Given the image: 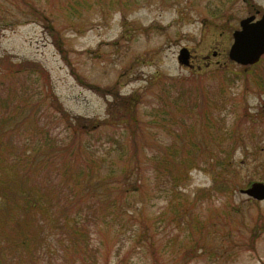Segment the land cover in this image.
<instances>
[{
  "label": "rangeland",
  "instance_id": "obj_1",
  "mask_svg": "<svg viewBox=\"0 0 264 264\" xmlns=\"http://www.w3.org/2000/svg\"><path fill=\"white\" fill-rule=\"evenodd\" d=\"M257 11L264 0H0V112L28 115L4 129L0 180L23 171L12 160L32 138L18 153L59 149L34 175L66 206L45 208L44 234L38 214L0 224V240L24 229L32 252L47 237L75 264H264V201L241 192L264 182V56L229 58ZM88 191L94 209L63 202Z\"/></svg>",
  "mask_w": 264,
  "mask_h": 264
},
{
  "label": "trees",
  "instance_id": "obj_2",
  "mask_svg": "<svg viewBox=\"0 0 264 264\" xmlns=\"http://www.w3.org/2000/svg\"><path fill=\"white\" fill-rule=\"evenodd\" d=\"M75 4L82 2L83 0H74ZM90 1H94V0H90ZM12 70L10 72V75L12 74H17V72H14ZM189 95V94H188ZM125 100H127V105H131L130 103L132 102L131 97L126 98ZM8 101V99L5 100L4 104H6ZM12 103V101H9ZM13 104V103H12ZM16 104V103H15ZM124 104V103H123ZM14 105V104H13ZM17 105V104H16ZM112 105V104H111ZM19 106V105H17ZM125 106V104H124ZM115 107V106H114ZM16 111V110H14ZM111 111L114 113L116 111V109L111 107ZM16 113V112H15ZM8 112H6V114H2L0 112V141H1V137L3 136L4 133V129L8 126H10V128H13L14 130L17 128L19 129L21 121H25L24 119H26L28 117V115H25V113L20 114V115H16V117L14 119H8L7 117ZM19 116V117H18ZM68 119H72V118H68ZM67 119V120H68ZM82 118H73L74 124L76 123V125H74V127L70 126L71 128H75V131H86L85 128V124L81 122ZM133 120L135 121V119L133 118ZM130 122V121H129ZM24 139L27 140H23L22 145H18L20 148H18L16 150V155L15 158L12 160L13 163L15 164H19L22 161H24V164H27L26 167L23 169L22 165H21V169L20 171L23 169V171L17 175V177L13 178V181H9V182H1L0 180V224H7L10 222H19L18 224H20L21 222L27 226L29 224V218L30 216H35L37 217L38 214L42 215L40 218L35 219L36 224L38 226H40V234H44V231L42 230V228L44 227V225H46L45 222V216L49 213L45 210V208L48 207H54V206H61L62 208H65L66 206L64 204H62V198L61 197H56V201L55 200H51L50 198H48V196L46 195V190L45 187L47 185H51L53 183H48L45 186H41L40 181L38 182L35 180V178H37L35 174V170H39V168L45 163V161H52L54 160V157L57 155V153L59 152V149L56 148H52V149H48V152H39L38 154H36L33 157H30L32 155V153H28V151L30 150H26L25 152H20V150H22V147L25 146L28 143H30L33 139L30 138L31 140H29V138H25ZM18 144H20V141L18 140L17 142ZM62 149V148H60ZM73 149V148H70ZM63 150V149H62ZM81 150V148H80ZM70 151V150H68ZM18 153V154H17ZM229 151H223V154H228ZM69 154V152H68ZM24 156V157H23ZM224 165L225 162L221 161ZM218 162V163H221ZM138 165L136 166V168L138 169ZM58 170V168H57ZM232 170V169H231ZM169 171V175L173 178L174 174L172 172V170L168 169ZM233 171V170H232ZM188 173V172H187ZM126 176H129V173L126 174ZM34 178V179H32ZM263 180V178L261 179ZM57 186L60 188V185L57 184ZM88 192H85L84 194L80 195H76L75 193L68 196V198L66 196L63 197V202L68 206L71 205V207L75 208L78 205H80L81 208L86 207L87 209H94L98 204L95 202V200L97 198H99V195L95 194L97 196H91L89 198H87V196L90 194ZM87 198V199H85ZM84 202V203H82ZM99 202L101 203L99 205V208L107 205V206H111L115 205V200H111L109 199L108 202L103 201L101 199H99ZM64 212V211H63ZM62 212V213H63ZM64 214H61V216H63ZM18 216V217H16ZM21 221V222H20ZM34 221V222H35ZM83 223H85V221H83ZM91 220L87 218V224H90ZM58 225L61 224V222L58 220L57 222ZM98 223L93 222L92 225H97ZM77 225V224H76ZM73 228V227H72ZM57 229V228H56ZM60 229H63L62 227H60ZM74 231V230H73ZM22 234L25 233V235L23 234L21 239L18 238L17 240H14L11 238V236L6 235V237H4L3 239L0 240L1 244H0V264H21L22 260H18V262H16L15 258H13V254H10L8 251V248L11 250H14L18 247H23L24 250H27V258L31 259L29 264H43L42 262H37L38 259L40 260V256H35L36 254L39 255H46V253H51L52 250H46V246H45V241L47 237H39L40 243L39 246H36L35 251H31L32 246H30L33 242L32 238L33 235L32 233L26 230H22L21 231ZM61 234V233H60ZM64 234H62L63 236ZM82 236V235H81ZM89 236V235H88ZM87 234H84L83 237L87 238L88 237ZM69 240V238H64L62 237V240L66 241ZM5 241V242H3ZM7 241V242H6ZM13 241V242H12ZM75 239L71 240L70 246L73 247L75 245ZM6 246H5V245ZM89 244V243H88ZM61 248H59L57 251H52L51 254L45 256V258H48L49 261H52L53 257H56V260L53 264H75V262L70 261V263L67 260V255L66 252H68L70 250L69 246H60ZM63 251V253H62ZM91 252V251H89ZM44 260V259H43ZM60 262V263H59ZM46 264H51V263H46Z\"/></svg>",
  "mask_w": 264,
  "mask_h": 264
},
{
  "label": "water",
  "instance_id": "obj_3",
  "mask_svg": "<svg viewBox=\"0 0 264 264\" xmlns=\"http://www.w3.org/2000/svg\"><path fill=\"white\" fill-rule=\"evenodd\" d=\"M233 38L230 60L242 66L258 64L264 56V14L259 20H256V15L241 20L240 29L234 32ZM178 61L190 67V52L187 48L180 51ZM241 192L254 200L264 201V182H255Z\"/></svg>",
  "mask_w": 264,
  "mask_h": 264
},
{
  "label": "flooded vegetation",
  "instance_id": "obj_4",
  "mask_svg": "<svg viewBox=\"0 0 264 264\" xmlns=\"http://www.w3.org/2000/svg\"><path fill=\"white\" fill-rule=\"evenodd\" d=\"M260 14V11H257L256 15H259ZM191 60V59H190ZM191 62V61H190Z\"/></svg>",
  "mask_w": 264,
  "mask_h": 264
}]
</instances>
